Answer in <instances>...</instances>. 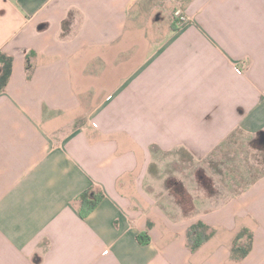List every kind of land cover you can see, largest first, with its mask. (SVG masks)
<instances>
[{"label": "crops", "instance_id": "obj_1", "mask_svg": "<svg viewBox=\"0 0 264 264\" xmlns=\"http://www.w3.org/2000/svg\"><path fill=\"white\" fill-rule=\"evenodd\" d=\"M166 1L190 22L160 25L149 0H0V52L13 60L0 264H264V175L206 198L210 181L194 173L204 192L190 189V203L155 168L158 153L203 162L235 132L262 138L264 0ZM89 188L104 198L82 219ZM197 222L214 234L192 252ZM242 228L252 249L233 261Z\"/></svg>", "mask_w": 264, "mask_h": 264}, {"label": "rangeland", "instance_id": "obj_2", "mask_svg": "<svg viewBox=\"0 0 264 264\" xmlns=\"http://www.w3.org/2000/svg\"><path fill=\"white\" fill-rule=\"evenodd\" d=\"M147 7L151 20L154 21L155 18L160 21V25L168 23V20L172 23L174 11L166 0H149ZM257 138L258 135L235 132L203 162H195L179 151L158 153L155 168L165 177V187L177 189L182 185L189 193L190 203L193 202L190 189L197 187L202 190L194 173L195 176L199 174L210 181L209 191L213 194L209 197L208 190H202L206 198L219 194L224 198L235 196L264 175V142L257 141ZM260 139L263 141V138ZM183 198L177 194L174 196L177 204L179 201L185 202Z\"/></svg>", "mask_w": 264, "mask_h": 264}, {"label": "trees", "instance_id": "obj_3", "mask_svg": "<svg viewBox=\"0 0 264 264\" xmlns=\"http://www.w3.org/2000/svg\"><path fill=\"white\" fill-rule=\"evenodd\" d=\"M171 28L173 31L177 29L174 19L172 20ZM12 63L13 60L10 56H7L6 54L0 52V93H2L8 85L12 72ZM26 69L27 71L30 70L29 59H27ZM262 138L263 141H261L260 137L257 138V141L264 142V133H262ZM206 188L209 191L211 189L210 184L206 185ZM103 198L104 195L100 190L89 188L83 191L77 197L79 217L85 219L90 213H92L96 209V207L101 203ZM213 234V230H210V228L202 222L195 223L188 229L186 234L187 244L190 251L194 252L198 250L203 245V243H205L213 236ZM136 239L137 242L143 246L147 245L150 241L147 232L139 234ZM252 245V232L247 228H242L233 239L230 250L231 259L233 261H240L244 259L250 253Z\"/></svg>", "mask_w": 264, "mask_h": 264}, {"label": "built area", "instance_id": "obj_4", "mask_svg": "<svg viewBox=\"0 0 264 264\" xmlns=\"http://www.w3.org/2000/svg\"><path fill=\"white\" fill-rule=\"evenodd\" d=\"M173 19L177 27H183L190 22V19L179 9L174 10Z\"/></svg>", "mask_w": 264, "mask_h": 264}]
</instances>
